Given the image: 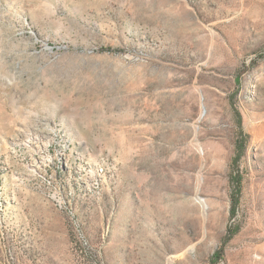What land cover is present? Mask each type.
I'll return each instance as SVG.
<instances>
[{
    "label": "rangeland",
    "instance_id": "obj_1",
    "mask_svg": "<svg viewBox=\"0 0 264 264\" xmlns=\"http://www.w3.org/2000/svg\"><path fill=\"white\" fill-rule=\"evenodd\" d=\"M0 264H264V0H0Z\"/></svg>",
    "mask_w": 264,
    "mask_h": 264
},
{
    "label": "trees",
    "instance_id": "obj_2",
    "mask_svg": "<svg viewBox=\"0 0 264 264\" xmlns=\"http://www.w3.org/2000/svg\"><path fill=\"white\" fill-rule=\"evenodd\" d=\"M242 144L239 142L237 143V147H236V158H235V163L239 162V160L242 158L243 156V151H244V146L241 149ZM232 184H233V204H234V208H233V212H232V216L236 215V208L239 205V198H240V194H241V188H242V178L238 175L233 176L232 177Z\"/></svg>",
    "mask_w": 264,
    "mask_h": 264
}]
</instances>
